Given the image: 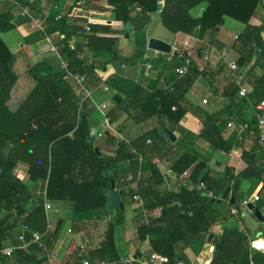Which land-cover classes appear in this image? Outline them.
I'll list each match as a JSON object with an SVG mask.
<instances>
[{
    "label": "trees",
    "instance_id": "trees-1",
    "mask_svg": "<svg viewBox=\"0 0 264 264\" xmlns=\"http://www.w3.org/2000/svg\"><path fill=\"white\" fill-rule=\"evenodd\" d=\"M161 1H164L162 9ZM60 2L0 0V248L7 244L21 245L19 220H22L43 234V243L53 252L63 225L60 221L53 230L47 231L45 200L34 202L28 187L13 172L22 162L28 166L30 180L45 185L47 199L70 202L77 213L107 208L113 182L121 194L124 208H119L110 217V234L107 233L96 250H80L76 261L70 264H81L83 260L99 264L131 257V253L121 248L120 239L126 232L125 212L135 205V194L143 199L148 212L164 210L165 214L148 224L141 223V217L136 216L138 242L143 244L149 239L150 250L144 254L136 247V253L132 254L137 259L134 264H146L153 254L165 257L167 262L163 264H190L184 255L185 250L190 248L198 255L213 232L215 222L209 212L217 201L216 197L231 187L236 196L233 205H236L238 200L246 197L243 191L245 181L251 182L254 188L264 182V147L260 148L258 156L244 151L241 157L246 166L238 173L228 167L215 177L209 166L212 155L198 146L200 140H206L213 153H230L242 138L237 131L252 132L258 140L259 123L253 118L246 127L243 112L264 101V23L261 26L251 23L262 0ZM205 2L208 6L202 16L192 17L191 10ZM59 4L61 17L56 20L58 12L54 6ZM104 4L112 8L113 21L123 27L130 24L133 28L132 47L126 56L119 54L120 41L126 34L124 28L118 30L94 17L96 12L104 11ZM22 9L27 10L28 15L22 17L19 12L15 19V12ZM48 10L44 30H32L30 33L23 30L24 26L30 25V16H42ZM75 12L78 14L74 15ZM90 12H93L92 17ZM157 14L171 33L198 37L219 52H228L232 47L240 50L236 63L241 69H247L252 89L249 98H239L228 67L213 49L204 68L191 58L188 51L180 49L177 55L159 54L151 60L147 55L148 27L152 16ZM225 17L246 25L245 31L231 47L219 37ZM85 26L90 30L86 31ZM13 30L22 33V42L27 46L46 45L49 52L48 37L54 44L62 45L61 55L68 63V70L87 74L91 87H99L102 80L96 79V75L105 73L110 65L136 69L150 59L154 68L146 77L148 85L129 77L115 76L104 82L121 98L120 102L115 101L117 109L107 111V116L116 125L117 134L107 132L102 138H94L91 119L96 109L92 101L84 99L52 53H49L53 57L51 60L39 63L31 61L26 53L13 54L1 38V34ZM74 37L80 41L72 46ZM206 50V46H200L202 57ZM103 53L109 57L104 58ZM82 54L95 60L88 65L80 58ZM187 61L190 63L188 72L179 76L177 69ZM258 70L261 74L257 73ZM201 79L215 96L228 99V106L211 114L207 109L194 105L188 94ZM22 83L30 88L22 100L11 107L13 92ZM160 84L161 87L158 86ZM218 84L222 87L217 88ZM190 113L201 122L194 129L183 123ZM232 120L236 121V128L224 139L228 123ZM129 122L143 127V131L126 140L120 135ZM166 131L175 135L177 140L167 141L163 136ZM6 148L11 150L8 156L5 155ZM140 169L143 175L137 188L121 182L127 174L137 173ZM185 174L188 177L182 181L178 192L160 190V185L168 179L180 180ZM200 184L212 190L215 198L199 191ZM14 211H17L16 215ZM30 238L26 233V240ZM246 241L245 235L235 229H227L221 236L215 235L212 244L216 250L210 264H252V261L264 264L261 253L253 256L252 261L235 258L234 248H239ZM45 257L38 245L31 244L27 249L15 250L10 258L0 253V264H48Z\"/></svg>",
    "mask_w": 264,
    "mask_h": 264
},
{
    "label": "crops",
    "instance_id": "crops-1",
    "mask_svg": "<svg viewBox=\"0 0 264 264\" xmlns=\"http://www.w3.org/2000/svg\"><path fill=\"white\" fill-rule=\"evenodd\" d=\"M63 3V2H62ZM60 3V4H62ZM58 5L59 7L61 5ZM104 11L96 12L95 13V19L99 22H103L105 24H110L114 26L118 30H122L124 28L125 32L126 27H123L121 23L115 22L114 20V12L112 8L106 4H104ZM164 6V1H161L160 9H162ZM208 6V3H201L197 7L191 10L190 14L194 18H199L202 16V14L205 12L206 8ZM251 23L254 26H261L264 23V0H262L261 5L259 6V9L256 13V15L251 20ZM246 25L243 23H240L236 20H233L229 17H225L222 26L220 27L219 37L222 42L225 44H228L230 47L235 44V42L238 40V38L242 35V33L245 31ZM23 30L26 33L32 32V28L30 25H26L23 27ZM148 32H150L149 38H156L164 40L171 45L176 44L177 47H179L180 50H186L190 53L191 58L198 63V65L201 68H204L206 66V62L203 60V57L200 53V46L197 44L196 40L200 39L198 37L190 36L184 33H171L168 31L160 17L159 14L152 16V23L148 27ZM130 37L129 39L124 38L120 41L119 44V54L120 56H126L129 54L131 49L130 39L133 34V28L130 29ZM126 35V34H125ZM2 38V34H1ZM148 38V41H149ZM3 40V38H2ZM82 40V39H81ZM4 41V40H3ZM13 40H10L11 47L8 46V44L5 42V44L8 46L10 51L13 54L17 53H26L27 57L33 61L34 63H39L44 60H51L53 57L50 55L46 48L43 49L42 44H36L27 46L23 42H19L18 44H14L11 42ZM71 45L75 46L77 41H80L78 37H74L73 40H71ZM186 42H188V45H186ZM129 44V49L126 47ZM126 48V49H125ZM229 53V60L236 62V60L240 57L241 53L240 50L237 48H233L228 51ZM104 58H108L106 53L102 54ZM259 55V52L257 51L256 56ZM157 56L153 54L150 56V59H154ZM146 60L145 63L138 68H128L125 65L123 66H113L110 65L108 67V70L105 73H102L103 77L107 80L110 77H123V78H132L138 80L139 82H142L144 85L149 84V80H147L146 77L143 76V69L147 62H151V60ZM256 60L253 62L255 63ZM258 62V60H257ZM158 65H155L157 67ZM247 71V69H245ZM28 81V80H27ZM203 81L202 79L199 80L197 84L193 87L191 92L188 94L189 100L196 106H201L205 109H207L211 114L215 112H220L222 109H224L226 106H228L229 102L228 99L222 98L220 96H215L213 91L210 87H208L207 83H201ZM28 84V83H27ZM161 87V84L158 85ZM108 91H104L103 89L99 87H92L95 90V97L96 99L101 102L105 103L108 106V110L117 109L115 104H109L107 101H104L102 98L101 93L105 94L107 96L106 92H113V96L116 95V92L113 88L110 86ZM222 87V85L218 84L216 86ZM249 91L251 93V87L249 85ZM103 91V92H102ZM26 95V92H23L22 89L16 88L13 92V98L11 100V107H15ZM108 99V98H107ZM207 99L208 104L207 106L203 105V100ZM106 100V97H105ZM116 101V100H115ZM246 108V107H245ZM243 120L247 123L246 127L249 122L253 119V108L252 106L249 108H246V110L243 112ZM226 117H228V114H225ZM125 117L123 116V119ZM104 120L103 115L99 113H95L92 116L91 123H92V129L94 130L96 126L99 125L100 122ZM184 125H186L188 128H196L201 122L193 115L189 114L183 121ZM233 126L227 130V133L224 135V139L228 138V136L235 130L236 128V121L233 120L230 121ZM143 131V127L135 126L132 123H127L124 132L121 133L120 136L126 140H130L137 135L141 134ZM237 133L242 137L240 140V144L238 146L233 147L232 151L230 153H225L222 151L213 153L210 147V143L206 140H200L198 142V146L205 150L207 153H210L212 155L211 161L209 163V166L211 167L212 176L218 177L219 174L224 173V170L228 167L232 168L234 173H238L242 169L245 168V162L242 160V153L244 151L253 152L254 156H258L260 152V148L258 147L256 135H254L252 132L247 131H237ZM114 134V133H113ZM177 138V137H176ZM21 166L20 175L23 176V178H20V175L15 174L16 177L20 178L24 184L28 187L29 191L31 192L32 199L34 202H37L41 199L47 200L46 198V188L45 185L40 183H34L30 180V176L28 174V166L25 163H18ZM17 164V165H18ZM17 165L15 168H17ZM125 169L127 166H124ZM14 172V171H13ZM188 177V174L183 175V177L180 178V180L176 179H168L167 182H164L162 185H160V190L162 192L166 191H174L178 192L180 185L182 184V181ZM134 188H137V186H133ZM190 188L193 187V185L189 186ZM229 188V194L226 198H223L225 191L222 193L220 197H216L217 201L214 202V204L211 207L210 215L213 216L211 218L212 221L215 222L214 229L211 235L208 236L206 242L203 244L201 251L198 255L194 254L193 251L188 248L185 250L186 257L190 261V264H206L207 261H212L213 253L216 250L215 245L212 244V240L214 236H221L223 231L230 229L234 230L232 228H235V231H238L240 234L245 235L246 243L240 246L239 248H234L235 252V258L240 259L241 261L250 259L252 261L253 256L258 254L255 251H252L249 247V243L254 237L251 236V226H249L247 223L244 224L242 221H240L239 217H247L248 214L250 216H253L257 224H259V227L256 229L254 235L256 234V237L259 236L261 233H264V221H261L258 219L255 215L254 209L259 210L261 215L264 218V182L260 183L256 188L253 187L252 183L249 181H245L243 183V191L247 197H252L255 194H258L260 196V200L254 204V209H246L245 207L241 206L242 209H239V214L233 213V200L236 201V196L234 195V192L232 191L231 187ZM255 189L254 193H251V191ZM226 190V189H225ZM49 200V199H48ZM239 201V200H238ZM237 201V203H238ZM51 208L49 210H46V218H47V225L48 222L52 224L54 227L60 222H63L62 228L58 234V239L55 247V252L57 253L56 260L54 264H70L76 261V254L81 250L82 252H90L92 250H96V248L99 247L105 236L110 234L111 230V222H110V214L108 213V207L107 208H100L96 210H90L85 212H74L72 203L67 201H52L50 200ZM229 207V211L226 210V207ZM237 206V204H236ZM257 206H260V209L257 208ZM29 207V205H28ZM136 210L135 205L128 207L127 211L125 212V234L120 239V246L123 250L128 251L132 254L135 252L136 247L140 248L141 252L144 254H147L150 250L149 246V239L143 243L140 244L138 242V233H137V223H136ZM161 214H165L164 210L155 211L152 213V215L156 217H159ZM236 216L238 223H235V226L229 224V220L227 216ZM1 218V216H0ZM252 223V222H251ZM253 223H255L253 221ZM241 226V230L237 228V226ZM212 236V237H211ZM111 239V238H110ZM7 246H10L7 244ZM213 248V251L211 249ZM243 248V249H242ZM229 249H231L229 247ZM136 253V252H135ZM186 264V263H181ZM252 264H260L252 261Z\"/></svg>",
    "mask_w": 264,
    "mask_h": 264
},
{
    "label": "built area",
    "instance_id": "built-area-1",
    "mask_svg": "<svg viewBox=\"0 0 264 264\" xmlns=\"http://www.w3.org/2000/svg\"><path fill=\"white\" fill-rule=\"evenodd\" d=\"M55 11L58 12V14L56 15V20L59 19L61 17V10L60 7L58 5L54 6ZM49 11H44L42 16H30V26L32 28V30H44L46 27V23H47V17H48ZM78 13L75 12L74 15H77ZM90 16H93V12L89 13ZM28 15L27 10L22 9L20 10V16L24 17ZM85 30L89 31L90 28L89 26H85ZM52 39L50 37L47 38V43H48V47H49V52L52 53L56 60L59 61L60 64V68L61 70L65 71L66 74L68 75V77L70 79H72V81L74 82V84H76L78 91L83 94L84 99L88 98L92 101V106L95 107L96 109V113H99L101 115H103L104 120L102 122L99 123L98 126H96V128L93 130V137L94 138H102L104 136L105 133L107 132H112L114 134H117L116 132V125L113 124L110 120V118L107 116V111H108V106L105 103H101L99 102L96 98H95V90L91 87L90 83V78L88 77L87 74H81V73H72L68 70V63L65 59H63L62 55H61V49H62V45H56L54 44L52 41ZM197 44L199 46H206L207 50L205 51V53L203 54V60L205 62H207L210 59V50L213 49L215 50L217 53H219V57L220 60H222L223 64L226 65L229 69L230 72V79L232 80V82L234 83V85L237 87L238 90V96L239 98L243 99H248L249 95H250V91H249V82H248V76H247V71L245 69H241L238 64L234 61H230L229 60V53L227 51H221L219 52L218 50H216L215 47H213L209 42L201 40V39H197L196 40ZM186 45H188V42H186ZM172 49L173 52L177 51L179 47H177L176 44L172 45ZM156 56H158L159 52H155L154 53ZM173 55V54H171ZM150 57V56H149ZM80 58L82 60H85L86 63L88 65L92 64L93 61L95 60L94 57H90L88 58L85 54H82L80 56ZM189 61L186 62V64L180 66L177 69V73L179 74V76H183L188 72V68H189ZM154 66L152 64V62H147L144 66L143 69V76L144 77H149L151 71L153 70ZM96 79H101L102 82H100L99 88L103 89L104 91H108L109 87L104 83L106 81V79L103 77L102 73H98L96 75ZM137 82V80H136ZM203 104H208V100L204 99L203 100ZM253 108V118H255L257 120L258 127H259V136H258V147L262 148L264 147V101L256 104V105H252ZM233 126V124L228 123V127L231 128ZM148 143H151V141H148ZM140 162L142 163V159L140 158ZM142 170L140 169L137 173H129L127 174L125 177H123L121 179L122 183L125 184H131L133 186H137L138 182L141 180L142 178ZM198 190L199 191H203V193L209 197V198H215V194L212 190H208L207 187L204 184H200L198 186ZM134 201H135V210H136V216L139 215L141 217L140 222L141 223H150L152 221V219L155 218L154 215H152L151 212H148L145 208H144V202L143 199L138 195L135 194V196L133 197ZM260 200V196L258 194L253 195L252 197H245L242 200V206L245 207L246 209H251V205H254L255 203H257ZM45 208L47 210H49L51 208V203L50 200H46L45 201ZM233 208V213L234 214H239V210L237 208L236 205L232 206ZM17 214V211H14V215ZM21 229H22V233L19 236V241L21 242L20 246H6L5 248H0V253L4 254L7 257H12L15 250L17 249H27L31 244H35L38 245V247L41 249V251L45 254V258L48 261V264H54L55 260H56V256L57 253L55 251H51L47 248V246L43 243L42 238H43V234L37 231H34L33 229H31L24 221L19 220ZM54 226L52 224H50L48 222L47 225V231L53 230ZM26 233L30 234L31 238L29 241L26 240ZM253 242H259L258 246H253ZM249 247L252 251H255L257 253H261L262 255H264V233H261L259 236H257L255 239L251 240L249 243ZM137 261V259L133 256L129 257V258H123L120 259L119 261L116 262H101L99 264H134ZM167 260L165 257L163 256H159V255H151L150 261L147 262L146 264H163L166 263ZM81 264H90V262L88 260H83Z\"/></svg>",
    "mask_w": 264,
    "mask_h": 264
},
{
    "label": "water",
    "instance_id": "water-1",
    "mask_svg": "<svg viewBox=\"0 0 264 264\" xmlns=\"http://www.w3.org/2000/svg\"><path fill=\"white\" fill-rule=\"evenodd\" d=\"M131 25L128 24L126 26V35L125 38L129 39L130 37V29H131ZM155 52H159L165 55H177L178 52L174 51L172 49V45L164 40L161 39H156V38H149L148 41V45H147V55L148 56H152ZM201 83H204L203 81H201ZM115 100L117 102L121 101V98L119 96H116ZM167 141H173L175 142L177 140L176 136L171 134L170 131H166V133L163 135ZM91 142V141H90ZM10 148H6L5 150V155L8 156L10 154ZM96 151H98V149H96ZM159 182L161 183V178H159ZM112 189L113 192L109 194V204H108V213L110 214V216H113L116 210H118L119 208L123 209L124 205L121 204V201L123 200L121 197V194L115 189V183H112ZM229 194V188H226L225 193L223 198H226ZM233 204L235 203V200H233L232 202ZM251 209H254V205H251L250 207ZM255 211V215L258 219H260L261 221H264L263 216L261 215V213L259 212V210L254 209ZM212 237V236H211ZM211 261H207L206 264H210Z\"/></svg>",
    "mask_w": 264,
    "mask_h": 264
},
{
    "label": "rangeland",
    "instance_id": "rangeland-1",
    "mask_svg": "<svg viewBox=\"0 0 264 264\" xmlns=\"http://www.w3.org/2000/svg\"><path fill=\"white\" fill-rule=\"evenodd\" d=\"M61 2L60 3H62V2H64L65 4H68V3H71V2H73V0H60ZM49 11V10H48ZM19 12L20 11H16L15 12V14H14V17H15V19L16 18H18V16H19ZM2 38H3V40H4V42H6L7 44H8V46L9 47H11V45H10V40H13V41H11V42H13L14 44H18L19 42H22L23 41V37H22V33L19 31V30H13V31H11V32H8V33H5V34H2ZM42 47H43V49L44 48H46L47 46L46 45H42ZM129 47V44H128V46L126 47L127 49H129L128 48ZM125 48V49H126ZM130 51H131V49H130ZM48 53H50V52H48ZM257 73L258 74H261V71L260 70H258L257 71ZM18 85V84H17ZM21 86H20V88L22 89V91L23 92H28V90H29V86L28 85H24L23 83L22 84H20ZM17 88H19V85L17 86ZM103 92V91H102ZM107 93V96H105V94H103V93H101L102 94V96L104 97V98H102L104 101H107V103H109V104H115V106H116V103H115V98H116V96L117 95H115V96H113V92H106ZM105 97H106V100H105ZM96 98V97H95ZM108 98V99H107ZM204 106H205V104H203ZM206 106H207V104H206ZM255 192V189H253L252 191H251V193H254ZM251 197V196H250ZM242 200H239L238 201V203H237V207L239 208V209H242ZM241 205V206H240ZM229 209V207L227 206L226 207V210L227 211H229L228 210ZM227 218H228V220H229V224H231V226L232 225H234L235 226V223L237 224L238 223V221H237V217L236 216H232V215H230V216H227ZM239 219H240V221H242V223H244V224H248L249 226H251V232H252V234H251V236L252 237H254V239L256 238V234L254 235V233H255V231H256V229L259 227V224H257L256 222H258L257 220H255L254 218H253V216H250L249 214H248V216L245 218V217H239ZM253 221L255 222V223H253ZM252 222V223H251ZM237 228L239 229V230H241L240 228H241V226L240 225H238L237 226ZM232 229H235V228H232ZM253 240V239H252Z\"/></svg>",
    "mask_w": 264,
    "mask_h": 264
},
{
    "label": "clouds",
    "instance_id": "clouds-1",
    "mask_svg": "<svg viewBox=\"0 0 264 264\" xmlns=\"http://www.w3.org/2000/svg\"><path fill=\"white\" fill-rule=\"evenodd\" d=\"M13 171H14L15 174L20 175L21 166L18 164L17 168H15ZM20 178L22 179L23 176L20 175ZM258 245H259V242H253V246H258Z\"/></svg>",
    "mask_w": 264,
    "mask_h": 264
}]
</instances>
